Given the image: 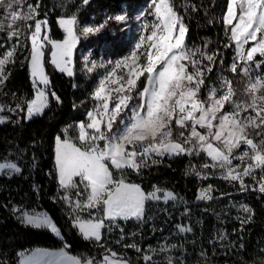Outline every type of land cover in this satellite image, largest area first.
Wrapping results in <instances>:
<instances>
[{
  "label": "snow or ice",
  "instance_id": "snow-or-ice-1",
  "mask_svg": "<svg viewBox=\"0 0 264 264\" xmlns=\"http://www.w3.org/2000/svg\"><path fill=\"white\" fill-rule=\"evenodd\" d=\"M82 2L88 4L89 0ZM40 3L41 0H0V31L7 29L8 40H16L0 54V97L9 95L5 91L11 76L7 66L15 65L22 36L30 41V54L25 59L34 89V98L21 97L15 108L0 103V113L19 111L24 113L22 119L28 120L41 115L51 99L62 103L50 87L45 45H51V64L72 76L69 65L80 39L75 15L59 18L65 33L62 40L42 35L48 21L38 18ZM225 4L221 22L230 43L224 46L235 45L236 54L228 69L237 78L235 82L221 76L218 86L207 84L219 51H206L207 44L188 48V27L174 0H150L148 14L153 19L140 25L129 55L108 61L113 65L110 69L95 62L90 67L86 65L89 73L97 67L106 68L105 75L91 94L94 107L86 113V120L75 125L76 135H69L65 129L63 137L55 138V168L60 186L69 192L75 190L72 195L76 199L72 195L62 197L69 208L72 227L84 240L104 248V254L99 259L70 255L66 250L70 246L65 242L58 251L35 248L15 253L17 264H130L105 246L103 233L111 231L118 219L144 221L149 201H180L171 190L154 185L152 191L145 192L140 184L128 179L129 172L141 175L143 169L162 163L165 156L203 154L208 161L200 169H191L197 178L207 180L214 174L211 170L219 169L220 178L234 186L238 184L241 191L264 194V0H225ZM189 6L199 11L192 4L184 6L185 12ZM112 19L125 22L127 16L108 17ZM106 24L107 20L86 26L80 34L95 35ZM4 47L0 44V48ZM11 95L15 99L16 93ZM134 99L136 104L132 103ZM6 120L0 116V124ZM0 161V174L21 173L16 162L6 157H0ZM245 178H251L256 186L246 183ZM212 192L209 184L200 189L196 199L211 200ZM240 211L248 214L242 224L250 222L255 214L246 204L240 205ZM12 212L20 213L18 219L24 226L50 231L63 240L61 229L50 216L17 208ZM83 213H87L86 218ZM176 227L180 233L193 231L191 226ZM218 239L223 241L227 236L220 233ZM123 247L139 253L143 264H158L154 257L160 254L165 255L166 264H185L184 258L167 255L176 245L165 244L158 249L149 246L147 251L135 243ZM200 255L204 257L206 253ZM2 257L0 253V264H9Z\"/></svg>",
  "mask_w": 264,
  "mask_h": 264
},
{
  "label": "trees",
  "instance_id": "trees-1",
  "mask_svg": "<svg viewBox=\"0 0 264 264\" xmlns=\"http://www.w3.org/2000/svg\"><path fill=\"white\" fill-rule=\"evenodd\" d=\"M28 2L35 3V0ZM148 3L150 0H89L88 4H83L82 0H41L38 18L48 21L43 35L62 40L64 34L58 26L61 17L75 15L79 23L85 22L91 15L101 14L112 17L124 13L132 18L138 9ZM174 3L188 27V48H203L207 44L206 51H219L218 61L209 74L207 84L210 87L218 86L221 76L235 82L237 78L228 70L235 57V45L228 48L224 46L230 41L221 22L225 0H174ZM192 4L199 11H192L189 6L185 12L184 6ZM116 26L109 21L103 28L95 54L100 48L103 49L102 44L110 45L108 53L111 57L126 53L127 39L115 30ZM50 48L49 44L44 48L45 69L51 81L50 87L62 103L51 99L49 107L30 120L22 119L24 113L19 111L9 112L7 121L0 124V157L16 162L22 170L19 174H0V253H3L2 258L8 260L9 264H17L15 253L20 251L56 249L63 247L65 242L70 246L66 249L69 253L84 257L104 254V248L84 240L78 230L72 227L69 213L61 199L64 190L59 188L54 163L55 138L58 135L63 137L65 129L69 135L75 136V125L86 120V113L94 107L91 94L96 77L81 68L77 56L73 58L72 76L57 71L50 62ZM29 54V40L23 39L17 48L15 65L7 66L11 76L6 82L5 91L9 95L0 97V103L15 108L21 97L34 98L28 61L25 59ZM11 93H16L15 99ZM162 160V163L143 169L141 175L129 172L128 179L140 184L145 192L152 191L154 185L171 190L181 198L180 205L171 209L162 204L148 203L145 212L147 223L143 225L142 221L117 220L111 231L105 230L103 233L105 246L120 253L130 264H143V261L134 249L123 247L126 243H135L145 251L149 246L157 249L159 245H176L171 251L177 257L184 258L185 264H264V194L241 191L238 184L234 186L221 179V172L217 169L211 170L214 174L207 180L197 178L191 169L193 166L200 169L208 161L203 154L165 156ZM245 180L256 186L251 178ZM209 184L213 187V199L198 203L196 197L200 189ZM242 204L250 206L255 213L251 221L244 224L241 220L246 219L248 214L240 211ZM13 208L29 214L43 213L50 216L61 229L63 240L47 230L24 226L18 219L20 213L13 214ZM186 210L188 226L193 231L181 234L176 226L184 224L182 214ZM82 215L87 217V213ZM220 233L225 234L227 239L219 240ZM118 240L119 244L116 243ZM184 249L191 256H183ZM201 252H205L206 256L201 257ZM154 260L158 264H166L162 256L154 257Z\"/></svg>",
  "mask_w": 264,
  "mask_h": 264
},
{
  "label": "rangeland",
  "instance_id": "rangeland-1",
  "mask_svg": "<svg viewBox=\"0 0 264 264\" xmlns=\"http://www.w3.org/2000/svg\"><path fill=\"white\" fill-rule=\"evenodd\" d=\"M148 5H149V3L147 5H145L144 7H141L140 9H138L136 11V13L132 16V18H128L127 17V20L125 22H117L114 19L108 20V16L104 15V14H101V15H98V16L91 15L88 20H86L85 22H82V23H79L76 20V22H77L76 23L77 34L80 36V39H79L78 43L76 44L75 48L73 49V53H72V57H71V64L69 65V67H71L72 71H74L73 58L75 56H77L78 62L80 63L81 68L84 69V70H87L86 69V65L88 67H90L93 62H95L97 65L104 64V65H106L107 69H110L113 65L108 64V61L115 62L116 60L121 59V58L129 55V53L131 52L132 47H133V45H134V43L136 41V38L139 35L140 25L143 22H145V21H151L153 19V17L148 14L150 12V9H149ZM117 15H125V14L124 13L123 14H116V15H114L112 17H115ZM106 20H107V23L109 21L114 22L117 25L115 30L118 31L121 36L123 34V36H125V38L127 39L128 49H127L126 53L123 54L120 57H111L110 53H108V51H110V48H108V46L110 47L109 44L108 45L107 44H104V45L102 44V46H104L103 49L100 48L98 53L95 54V48L97 47V45L100 44V40L102 38L100 32L103 29L99 33H97L95 35H88L86 37L80 34L81 29H83L84 27L99 25L101 23H104ZM0 21H3V14H0ZM58 26H59L60 30L63 32V34L65 36V33H64L63 29L60 27L59 23H58ZM44 28L42 29V35H43ZM116 31H114L113 33H115ZM116 34L118 35V33H116ZM98 36H100V37H98ZM23 39H24V37L22 36L21 40H23ZM29 43H30V41H29ZM0 44H3L5 46L4 48H0V54H2L5 51V48H11L14 44H16L15 38H13L12 40H8V38H7V29H4L3 31H0ZM248 47H249V45L245 46L246 49ZM104 49L106 51H104ZM235 54H236V52H235ZM50 58H51V56H50ZM106 68L97 67L92 72L93 74H95V77H96L93 90L97 86L99 80L105 75ZM57 71H59V70H57ZM64 74L67 75V73H64ZM30 81H31V76H30ZM137 102L138 101H136L134 99L132 103L136 104ZM8 113H9L8 111L2 112V113H0V116L7 117ZM36 116H38V115H36ZM7 119H8V117H7ZM54 163H55V149H54ZM233 163L235 164L237 162L233 161ZM217 170H219V169H217ZM58 184H59V181H58ZM59 188L61 190H64L62 192L64 194L63 196L70 195V192L66 191L65 189H63L60 186V184H59ZM74 191L75 190H71V192H74ZM63 196H61V197H63ZM72 198L76 199L75 196H72ZM62 201H63V204H64V206L66 207V209H67V211L69 213V208H68L66 202L63 199H62ZM197 202L199 203V202H205V201L197 200ZM148 203L162 204L165 208L169 207L171 209L177 208L180 205L179 201L178 202H171L170 201L168 204H164L163 201H159V202H157V201H149ZM183 219H184V224L183 225L184 226H188V223H189L188 211H184V213L182 214V220ZM118 220H120V219H118ZM130 220L138 221L135 218L130 219ZM142 222H143V225H145V223H147V221H145V220L142 221ZM181 234H185V233H181ZM161 246H163V245H159V247H161ZM159 247H157V249ZM71 254L76 255V256H81V255H77V254H74V253H71ZM167 255H171L173 258L177 257L175 255L174 251H170L169 253H167ZM182 255L183 256H187V255L191 256L190 253L186 249L183 250ZM160 256L165 258L164 254H160V255H157L155 257H160ZM81 257H84V256H81ZM97 257L99 259L101 256H97Z\"/></svg>",
  "mask_w": 264,
  "mask_h": 264
},
{
  "label": "crops",
  "instance_id": "crops-1",
  "mask_svg": "<svg viewBox=\"0 0 264 264\" xmlns=\"http://www.w3.org/2000/svg\"><path fill=\"white\" fill-rule=\"evenodd\" d=\"M40 214H43V213H40ZM50 232V231H49ZM51 233V232H50ZM52 234V233H51ZM54 235V234H53ZM55 236V235H54ZM56 237V236H55ZM58 238V237H57ZM60 248H56V249H49V250H52V251H58ZM70 255H73L71 253H69Z\"/></svg>",
  "mask_w": 264,
  "mask_h": 264
},
{
  "label": "built area",
  "instance_id": "built-area-1",
  "mask_svg": "<svg viewBox=\"0 0 264 264\" xmlns=\"http://www.w3.org/2000/svg\"><path fill=\"white\" fill-rule=\"evenodd\" d=\"M251 191H252V190H251ZM255 192H259V191H255ZM259 193H260V192H259ZM203 201H205V202H206V201H208V200H203ZM95 257H97V256H95ZM97 258H98V257H97Z\"/></svg>",
  "mask_w": 264,
  "mask_h": 264
}]
</instances>
